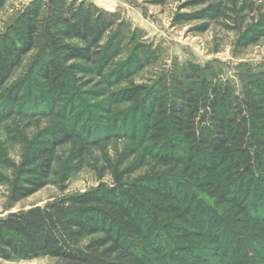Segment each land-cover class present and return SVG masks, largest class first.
<instances>
[{"label": "trees", "instance_id": "16d2710c", "mask_svg": "<svg viewBox=\"0 0 264 264\" xmlns=\"http://www.w3.org/2000/svg\"><path fill=\"white\" fill-rule=\"evenodd\" d=\"M195 1L206 4L205 14L217 13L218 0ZM42 4L32 0L19 28L0 35V124L15 114L56 116L25 143L9 202L50 183L64 145L68 160L81 164L100 140L122 139L127 163L104 159L99 176L107 172L110 183L0 216V258L264 264V75L244 74L240 93L193 66L177 69L169 82L126 81L130 66L107 65L114 42L101 43L112 26L103 13L70 0H48L45 13ZM121 81L127 83L110 87ZM81 84L108 92L115 104L103 107L109 116L100 123L78 96ZM139 115L134 132L137 123L127 120Z\"/></svg>", "mask_w": 264, "mask_h": 264}, {"label": "rangeland", "instance_id": "374dc122", "mask_svg": "<svg viewBox=\"0 0 264 264\" xmlns=\"http://www.w3.org/2000/svg\"><path fill=\"white\" fill-rule=\"evenodd\" d=\"M31 1L4 0L0 7V35L11 33L12 28H19L18 16ZM70 1L75 8L90 6L112 22L101 43L106 44L112 36L114 46L107 50V65L115 64L121 69L123 65L130 66L124 68L126 81L151 84L159 76L169 82L177 69L193 66L207 70L208 74H214L222 82H230L234 90L240 93V78L244 74L264 75V0H218V10L214 16L205 14L203 9L206 4H199L195 0ZM41 2L46 13L48 0ZM83 73L80 72L79 76ZM102 73L106 75L108 70L104 69ZM126 81L113 83L110 87L123 86ZM77 90L85 109L95 116L97 122L101 121L100 117L109 116L103 107L115 104L107 96L108 92L99 94V91H90V86L82 84ZM75 109L71 108L67 116L72 115ZM48 118L54 119L56 116L34 114L22 117L15 114L0 124V216L43 205L54 198L95 187L100 182L110 183L111 176L107 172L99 176L104 159L120 168L127 163L125 156L128 152L121 151L122 139L100 140L89 149L81 164L68 160L70 146L64 145L58 149L50 183L33 195L11 204L8 193L13 169L21 160L25 143L46 124ZM142 121L139 115L127 120V124L137 123L133 131L139 132ZM12 132L14 136H10ZM51 262L45 257L32 260L0 258V264Z\"/></svg>", "mask_w": 264, "mask_h": 264}]
</instances>
